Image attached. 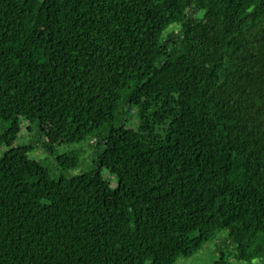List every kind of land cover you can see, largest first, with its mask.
I'll list each match as a JSON object with an SVG mask.
<instances>
[{"label": "trees", "instance_id": "16d2710c", "mask_svg": "<svg viewBox=\"0 0 264 264\" xmlns=\"http://www.w3.org/2000/svg\"><path fill=\"white\" fill-rule=\"evenodd\" d=\"M21 122L96 168L3 151L0 264L264 258V0H0V146Z\"/></svg>", "mask_w": 264, "mask_h": 264}, {"label": "rangeland", "instance_id": "374dc122", "mask_svg": "<svg viewBox=\"0 0 264 264\" xmlns=\"http://www.w3.org/2000/svg\"><path fill=\"white\" fill-rule=\"evenodd\" d=\"M21 130L16 139L9 145L2 143L0 146V155L8 147H15L21 145H31L32 149L28 152V156L32 159L38 160L49 172L52 178L62 176L64 178H72L96 168V143L94 140H85L81 143H65L55 145L52 149L45 148L46 141L44 137L37 131L36 124H32L30 130L26 127L24 122L20 123ZM133 126V122L130 123ZM2 129L0 128V134ZM68 152H74L78 157V163L75 167L61 170L57 165V157ZM102 179L107 181L112 188L117 185L116 179L110 176L107 171L101 172ZM226 233L221 231L217 238L205 243L202 248L191 256H179L175 264H264V258L253 259L248 261H237L227 255L228 249L232 245L224 242ZM222 243V249L218 247ZM227 243V245H226ZM227 248V249H225ZM221 250H224L225 255H221ZM221 258L225 261L221 262Z\"/></svg>", "mask_w": 264, "mask_h": 264}]
</instances>
